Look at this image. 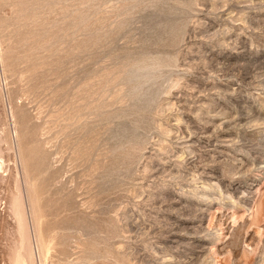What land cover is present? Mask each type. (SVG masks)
Returning <instances> with one entry per match:
<instances>
[{"label": "rangeland", "instance_id": "374dc122", "mask_svg": "<svg viewBox=\"0 0 264 264\" xmlns=\"http://www.w3.org/2000/svg\"><path fill=\"white\" fill-rule=\"evenodd\" d=\"M0 264H264V0H0Z\"/></svg>", "mask_w": 264, "mask_h": 264}]
</instances>
